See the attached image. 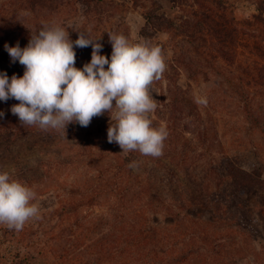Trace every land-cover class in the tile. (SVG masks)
<instances>
[{
  "label": "trees",
  "instance_id": "1",
  "mask_svg": "<svg viewBox=\"0 0 264 264\" xmlns=\"http://www.w3.org/2000/svg\"><path fill=\"white\" fill-rule=\"evenodd\" d=\"M130 1L145 21L137 40L165 58L149 114L168 132L163 154L109 143L114 111L64 133L22 124L11 112L19 101L3 102L0 171L30 187L40 211L20 231L0 224V264H264L252 204L264 196L263 171H246L220 134L221 114L231 111L228 131L240 139L244 125L248 135L262 128L264 138V0L247 1L256 12L243 25L234 15L242 0ZM118 16L114 0H0V73L23 76L5 45L26 47L44 25L66 28L72 41L84 33L110 59L108 35L129 39ZM74 51L77 69L91 61V46Z\"/></svg>",
  "mask_w": 264,
  "mask_h": 264
},
{
  "label": "clouds",
  "instance_id": "2",
  "mask_svg": "<svg viewBox=\"0 0 264 264\" xmlns=\"http://www.w3.org/2000/svg\"><path fill=\"white\" fill-rule=\"evenodd\" d=\"M78 33L72 41L66 28L44 25L31 35L26 47L5 45L12 60L25 71L22 77L10 79L0 73V101H19L11 112L22 124L64 133L70 123L87 127L93 117L114 111L110 119L115 123L107 130L109 143H117L122 151L161 156L168 132L153 127L149 115L158 104L150 86L166 70L161 47L143 38L130 41L123 34H111L109 59L100 54L102 45L97 40ZM88 46L92 47L91 61L77 69L74 47ZM129 167L135 168V162ZM35 198L30 187L9 171H0V224L20 231L29 220L38 219Z\"/></svg>",
  "mask_w": 264,
  "mask_h": 264
},
{
  "label": "rangeland",
  "instance_id": "3",
  "mask_svg": "<svg viewBox=\"0 0 264 264\" xmlns=\"http://www.w3.org/2000/svg\"><path fill=\"white\" fill-rule=\"evenodd\" d=\"M119 8H120V16L119 19L122 23L125 24V29L128 32L129 40L136 41L138 38V34L140 29L145 24L144 18L141 16L140 12L135 9L130 0H114ZM248 0L239 1L237 4V8L234 11V15L236 19L243 25L246 21L252 19V15L256 12L255 6L247 2ZM160 5L162 6V10L169 15L173 13L169 9V4L166 1H159ZM115 21V18H114ZM156 39L160 42H165L167 36L160 32L157 34ZM185 81V77H183L182 82ZM205 86L202 84L201 86H194V95L201 100L204 96L202 92L204 91ZM204 99V98H203ZM5 101H0V105H2ZM1 108V107H0ZM0 112H2L0 110ZM263 112V111H262ZM235 113V112H234ZM226 114L229 117V114H232L231 111L222 113L221 118V128L220 134L223 139L222 143L225 146V151L232 155H237L241 166L246 171H253L255 168L258 170L263 171V178H264V138L261 135L262 128L255 130L254 135H248L245 133L247 126L244 125L246 129H244L240 135V139H238V134L233 131H228V127L226 124L228 123V117L225 116ZM240 119L236 116L232 121H239ZM243 125V123H242ZM241 141V142H240ZM39 151V150H38ZM258 197L253 198L252 204L254 205L256 214L258 215V219H260V224L258 222V227L260 228L261 232L264 234V196L257 195ZM257 200V201H256ZM257 226V225H256Z\"/></svg>",
  "mask_w": 264,
  "mask_h": 264
}]
</instances>
